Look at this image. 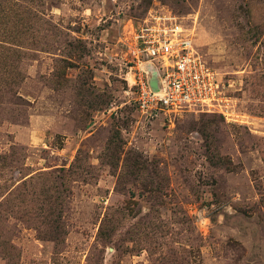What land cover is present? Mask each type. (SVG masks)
Segmentation results:
<instances>
[{"label":"rangeland","instance_id":"374dc122","mask_svg":"<svg viewBox=\"0 0 264 264\" xmlns=\"http://www.w3.org/2000/svg\"><path fill=\"white\" fill-rule=\"evenodd\" d=\"M152 15L222 106L140 112ZM0 264H264V0H0Z\"/></svg>","mask_w":264,"mask_h":264},{"label":"built area","instance_id":"2783aa9c","mask_svg":"<svg viewBox=\"0 0 264 264\" xmlns=\"http://www.w3.org/2000/svg\"><path fill=\"white\" fill-rule=\"evenodd\" d=\"M187 30L174 15H152L134 30L132 50L139 68L132 87L142 114L205 111L224 103L217 72L198 53ZM154 71L157 89L151 85Z\"/></svg>","mask_w":264,"mask_h":264},{"label":"water","instance_id":"95a60500","mask_svg":"<svg viewBox=\"0 0 264 264\" xmlns=\"http://www.w3.org/2000/svg\"><path fill=\"white\" fill-rule=\"evenodd\" d=\"M151 85L154 89L158 88V78H157V72L154 71L153 77L151 79Z\"/></svg>","mask_w":264,"mask_h":264}]
</instances>
